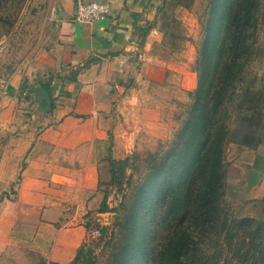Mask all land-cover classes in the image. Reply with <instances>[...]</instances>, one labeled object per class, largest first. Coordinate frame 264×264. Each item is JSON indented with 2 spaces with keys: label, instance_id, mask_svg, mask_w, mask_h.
I'll use <instances>...</instances> for the list:
<instances>
[{
  "label": "rangeland",
  "instance_id": "1",
  "mask_svg": "<svg viewBox=\"0 0 264 264\" xmlns=\"http://www.w3.org/2000/svg\"><path fill=\"white\" fill-rule=\"evenodd\" d=\"M63 2L64 0H0V264H29L28 260L33 259L26 247L30 244L29 238L21 236L19 227L22 218H36L39 208H31L18 201L17 183L21 179V169L26 165V153L14 154L11 150L15 149L17 144L14 140L20 134L29 139L51 125L53 110L63 103L65 94L53 90V110L42 107L41 102L37 104L42 100L39 83L48 78H58L55 85L62 82V76L57 77L59 72H52L47 65V56L58 39V14ZM184 2H188L189 7L178 5L177 0H167L164 3L160 0L162 7L154 17L161 39L154 42L148 52L160 62L149 64L152 68L165 70L166 79L162 83H140L143 90L137 92V96H140L143 104L129 102L119 104L118 107L112 105L107 112L111 118L107 130L108 156L102 157L101 161L110 156L117 162L113 167L112 177L111 165L107 160L108 167L102 166L97 185L100 194L107 195L106 208L100 209L101 200L94 205L95 209L88 211L77 205L70 206L69 200L82 187V181L78 178L83 173H76L74 170L63 174L49 172L45 174V182L41 184V192L49 199L58 197L61 203L69 204L68 214L72 215L69 226L78 223L87 229V237L82 244H85L84 248L92 250L94 264H110L116 246L123 242L119 226L127 208L132 206V201L139 194L138 187L147 176L152 162L167 149L192 103L194 89L185 90L181 81L183 78L189 79L192 72L196 73L209 0ZM261 12L262 23L259 25L255 52L245 70L244 83L249 89L239 106L236 102L233 103L228 124L230 140L247 137L249 142H253L258 138L264 144V0ZM153 62L157 60L153 59ZM17 82V88L13 87L11 90V83ZM159 99L168 104H155ZM8 104H15V108L13 114L7 116L9 120L5 121L3 116L1 118V111ZM152 109L158 113L155 114ZM151 120L154 123L148 125L147 122ZM157 121L162 125L157 124ZM167 131L169 136L166 135ZM117 135L119 142L123 144L119 143L120 146L130 150L125 156H112L111 146ZM164 136L167 138L163 139ZM26 142L27 140L22 146ZM63 153L64 151L61 154ZM63 156H60V161L70 160ZM73 164L76 167L80 165L79 161ZM256 164L259 170H264V158L258 159ZM227 169L229 170V162ZM3 180H9L7 186H3ZM259 180L260 188L264 190V173L247 172L244 176V173L230 171L224 198L227 207L235 215H264V191L259 188L250 189ZM147 187L143 194L146 199H154L153 205H156L155 221L145 232L146 239L149 240L148 257L152 258L166 237V225L162 220V195L154 191L151 183ZM69 195L70 198L67 197ZM13 211H17L19 215L12 227L10 214ZM5 241L8 243L4 244ZM34 256L35 260H39L37 255ZM147 264H151V260Z\"/></svg>",
  "mask_w": 264,
  "mask_h": 264
},
{
  "label": "crops",
  "instance_id": "2",
  "mask_svg": "<svg viewBox=\"0 0 264 264\" xmlns=\"http://www.w3.org/2000/svg\"><path fill=\"white\" fill-rule=\"evenodd\" d=\"M89 1L108 2L110 13L105 18L84 23L74 19V0H64L59 9L58 39L55 47L49 51L47 65L52 72H59L57 77L62 76V82L55 85L58 78H48L47 81L50 82L51 92L62 91L65 97L62 105L53 110V123L29 139L20 134L14 140L17 144L15 149L11 150L14 154L26 153V165L21 169V179L17 183L18 201L31 208H39L36 218H22L19 227L21 236L29 238L30 244L26 247L33 256L32 260H28L29 264H70L87 237L83 224L69 226L72 218L67 210L69 204L61 203L58 197L49 199L41 192L45 174H63L73 170L83 173L78 178L82 181V187L69 203L87 211L95 209L94 205L103 197L97 190L102 166L108 167L107 160L101 161L102 157L108 156L107 130L111 118L107 112L112 105L118 107L129 102L143 104L140 96H137V92L143 90L140 83H162L166 79L165 70L152 68L149 64L160 61L148 52L153 43L161 39L154 24L160 0ZM153 59L157 62H153ZM73 71H77L74 80L70 78ZM181 85L187 91L195 89L196 73L192 72L189 79L183 78ZM17 86L18 82L11 83L10 87ZM155 104L168 103L159 99ZM14 108L15 104L3 107L1 118L3 116L5 121L9 120L7 116L13 114ZM152 111L158 113L157 110ZM157 122L159 124L160 121ZM153 123L152 120L147 122L148 125ZM166 135H170L168 131ZM166 138L164 136L163 139ZM112 143L113 157L125 156L130 152L120 146L123 144L119 142L118 135ZM61 155L70 160L60 161ZM226 158L229 162L227 184L231 170L244 173V176L247 172L264 173L256 164L258 159L264 158L262 142L256 146L231 142ZM77 161L79 167L73 164ZM3 183V186H7L9 180H3ZM257 188L264 191L260 188V180L250 187L251 190ZM67 197L70 198V195ZM18 215L17 211L10 214L12 227ZM34 255L39 260H35Z\"/></svg>",
  "mask_w": 264,
  "mask_h": 264
},
{
  "label": "trees",
  "instance_id": "3",
  "mask_svg": "<svg viewBox=\"0 0 264 264\" xmlns=\"http://www.w3.org/2000/svg\"><path fill=\"white\" fill-rule=\"evenodd\" d=\"M262 1L209 0L192 103L127 208L119 226L123 242L116 246L110 264H147L150 260L151 264H264V215L237 216L224 198L229 143L256 146L262 142L258 138L249 142L247 137L230 140L228 124L233 103L239 106L249 89L245 70L255 52ZM177 3L189 7L184 0ZM76 74L73 71L70 78L74 80ZM49 83H39L50 98L49 104L43 100L40 105L53 110ZM107 160L113 177L117 161L110 156ZM149 183L162 195L166 225V237L152 258L145 232L155 221L156 205L143 194ZM106 196L101 210L106 208ZM84 246L77 249L70 264H94L92 250Z\"/></svg>",
  "mask_w": 264,
  "mask_h": 264
},
{
  "label": "built area",
  "instance_id": "4",
  "mask_svg": "<svg viewBox=\"0 0 264 264\" xmlns=\"http://www.w3.org/2000/svg\"><path fill=\"white\" fill-rule=\"evenodd\" d=\"M74 19L78 22L90 23L105 18L110 13L108 2L74 0Z\"/></svg>",
  "mask_w": 264,
  "mask_h": 264
},
{
  "label": "water",
  "instance_id": "5",
  "mask_svg": "<svg viewBox=\"0 0 264 264\" xmlns=\"http://www.w3.org/2000/svg\"><path fill=\"white\" fill-rule=\"evenodd\" d=\"M38 89H39V91L41 93V97L40 98L42 100H45L47 102V104H49L50 103V98H49V95H48L47 91L42 86H40Z\"/></svg>",
  "mask_w": 264,
  "mask_h": 264
}]
</instances>
